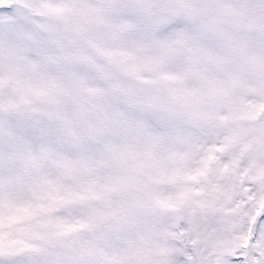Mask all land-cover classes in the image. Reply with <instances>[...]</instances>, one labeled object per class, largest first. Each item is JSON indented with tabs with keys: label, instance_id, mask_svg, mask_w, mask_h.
<instances>
[{
	"label": "rangeland",
	"instance_id": "obj_1",
	"mask_svg": "<svg viewBox=\"0 0 264 264\" xmlns=\"http://www.w3.org/2000/svg\"><path fill=\"white\" fill-rule=\"evenodd\" d=\"M0 5V264H264V0Z\"/></svg>",
	"mask_w": 264,
	"mask_h": 264
},
{
	"label": "water",
	"instance_id": "obj_2",
	"mask_svg": "<svg viewBox=\"0 0 264 264\" xmlns=\"http://www.w3.org/2000/svg\"><path fill=\"white\" fill-rule=\"evenodd\" d=\"M258 117H259V116H258ZM258 117H257V118H258Z\"/></svg>",
	"mask_w": 264,
	"mask_h": 264
}]
</instances>
